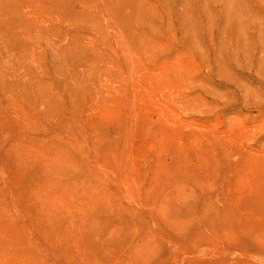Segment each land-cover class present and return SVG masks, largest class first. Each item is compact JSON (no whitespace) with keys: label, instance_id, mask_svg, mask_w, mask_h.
Returning <instances> with one entry per match:
<instances>
[{"label":"rangeland","instance_id":"obj_1","mask_svg":"<svg viewBox=\"0 0 264 264\" xmlns=\"http://www.w3.org/2000/svg\"><path fill=\"white\" fill-rule=\"evenodd\" d=\"M0 264H264V0H0Z\"/></svg>","mask_w":264,"mask_h":264}]
</instances>
